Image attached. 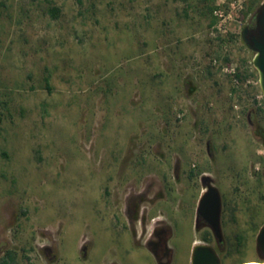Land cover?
I'll return each instance as SVG.
<instances>
[{
    "label": "rangeland",
    "instance_id": "obj_1",
    "mask_svg": "<svg viewBox=\"0 0 264 264\" xmlns=\"http://www.w3.org/2000/svg\"><path fill=\"white\" fill-rule=\"evenodd\" d=\"M262 2L0 0V264H157L160 222L171 264L262 262ZM206 177L222 242L196 228Z\"/></svg>",
    "mask_w": 264,
    "mask_h": 264
},
{
    "label": "water",
    "instance_id": "obj_2",
    "mask_svg": "<svg viewBox=\"0 0 264 264\" xmlns=\"http://www.w3.org/2000/svg\"><path fill=\"white\" fill-rule=\"evenodd\" d=\"M242 36L246 45L254 51L252 61L258 71L259 85L264 96V0L257 9L255 30L252 31L249 26H246ZM222 208L223 202L219 188L210 183L200 198L197 213L198 216L205 219L219 242L224 240L221 222ZM257 247L263 251L262 257L264 258V224L257 235ZM192 264H221V261L212 245L198 243L193 249Z\"/></svg>",
    "mask_w": 264,
    "mask_h": 264
},
{
    "label": "flooded vegetation",
    "instance_id": "obj_3",
    "mask_svg": "<svg viewBox=\"0 0 264 264\" xmlns=\"http://www.w3.org/2000/svg\"><path fill=\"white\" fill-rule=\"evenodd\" d=\"M203 183L206 184V187L210 184V182H208L207 177L205 178ZM206 224L208 223L206 222ZM170 237L171 235L169 233V228L166 227L164 223L161 222L155 225L152 233L147 239H144V235L141 236V240L144 239L143 240L144 244L152 252L154 258L156 259L157 264H171V258L173 252H172V247L170 245ZM45 249L48 250L49 247H46Z\"/></svg>",
    "mask_w": 264,
    "mask_h": 264
},
{
    "label": "trees",
    "instance_id": "obj_4",
    "mask_svg": "<svg viewBox=\"0 0 264 264\" xmlns=\"http://www.w3.org/2000/svg\"><path fill=\"white\" fill-rule=\"evenodd\" d=\"M211 10H213V7L211 8ZM53 16L54 17L57 16V9H54ZM216 21H217V18L214 17L213 22L215 23ZM250 28L252 30H255L256 24L253 25V27H250ZM236 76L239 79H243V76H242L241 73H237ZM200 221H201V217H198L197 218V222H196L197 230H200V228H201L200 227ZM210 235H211V231H210V229H207L206 233L204 234L203 239L206 240V241H209L210 240ZM242 242H243V235H237V243L238 244H242ZM14 260H15V253L13 251H8L7 252V256L3 259V263L8 264L9 262H12ZM247 263H250V262L247 261V260H242V261L237 262L236 264H247Z\"/></svg>",
    "mask_w": 264,
    "mask_h": 264
},
{
    "label": "built area",
    "instance_id": "obj_5",
    "mask_svg": "<svg viewBox=\"0 0 264 264\" xmlns=\"http://www.w3.org/2000/svg\"><path fill=\"white\" fill-rule=\"evenodd\" d=\"M222 15H223V14L220 13V16H221V17H222ZM216 26H217V28L221 29V27H222V22H220V23H219L218 25H216ZM213 63H214V64L217 63V59H216V58L213 59ZM233 72L236 73V70L233 69ZM236 80H237V79H236Z\"/></svg>",
    "mask_w": 264,
    "mask_h": 264
},
{
    "label": "bare ground",
    "instance_id": "obj_6",
    "mask_svg": "<svg viewBox=\"0 0 264 264\" xmlns=\"http://www.w3.org/2000/svg\"><path fill=\"white\" fill-rule=\"evenodd\" d=\"M247 264H264V260L262 262H250V263H247Z\"/></svg>",
    "mask_w": 264,
    "mask_h": 264
}]
</instances>
